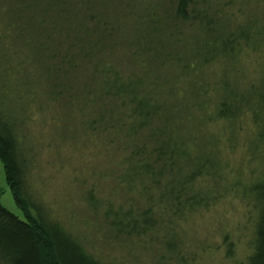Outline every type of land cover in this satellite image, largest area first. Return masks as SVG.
I'll return each mask as SVG.
<instances>
[{
	"label": "rangeland",
	"instance_id": "374dc122",
	"mask_svg": "<svg viewBox=\"0 0 264 264\" xmlns=\"http://www.w3.org/2000/svg\"><path fill=\"white\" fill-rule=\"evenodd\" d=\"M85 1L79 0L75 7L86 10ZM157 1L89 0L86 13L94 18V26L96 24L98 30L103 26V29L112 27L109 30V46L106 45L108 50L100 49L101 41L97 40V47L90 51L87 48L93 42V33H88L91 38H85L76 31L68 33L69 37L67 34V38L63 39L37 25L32 27L26 21L19 27L15 14L7 9L11 1L0 0V134L12 139L13 156L20 168V194L29 204L31 214L42 225L53 227L74 240L102 264H249L248 256L256 240L261 207L252 187L253 183L264 178V77L260 76L264 60V0H194L189 5L188 18L176 14L178 0H161L163 5L157 6L159 10L156 12L153 4ZM216 5L228 12L241 9L225 16L217 30L228 32L237 28L236 22L246 26L251 21L255 29L250 28L249 37L258 50H250L246 46L248 42L241 37L240 54L209 63L210 68L204 76L210 90L201 96L195 94V99L191 101L195 104L202 99L208 108H193L190 104L188 112L198 120L204 111L213 109L215 100L223 98L229 106L235 104V113L226 115V119L217 123L205 124L204 144H207V150L201 154L210 157L212 163L208 162L206 169L199 171L193 180L204 202L201 207L184 210L183 214L179 212L178 217H182L174 225V249L163 246L159 250L135 248L128 252L139 253L129 259L127 247L109 241L111 230L100 218V212L107 209L105 201L112 196L107 193L111 178L104 176L105 170L98 156L101 158L99 150L110 154L108 157L113 172V163H119L123 155L129 154L131 148L128 145L131 142L121 150L122 155L111 153L112 148L107 141L111 138L110 134H114L112 125L119 116L118 109L113 112V122L109 127L91 130L89 127H96L93 120L96 114L92 107L95 102L92 106L86 103L88 97L84 102L80 92L92 83L89 80L93 75L110 78L109 73L103 71L106 67H115L128 73L127 76L130 74V77L149 83L153 78L161 81L181 73L178 67L182 65L178 58L170 63L142 61L148 50L145 46L162 45L164 50L172 51L171 42L179 40L186 44L194 36L193 45H198L196 36L200 37L203 32V13H207L208 9L211 11ZM49 13V18L52 15L59 20L66 18L69 24L76 25L65 9L60 12L59 6ZM158 15L163 17L159 22L161 27L156 18ZM28 16L35 22L41 17L40 10L28 12ZM82 21L88 26L91 24V19ZM55 25L58 26L56 20ZM158 28L161 34L157 31L155 35ZM193 40L187 44L192 45ZM72 43L81 49L83 46L84 51L93 50L94 58L83 55V51ZM64 49L71 55L76 54L72 75L65 73L66 65L60 64L58 55ZM222 71L231 79L227 89L221 88L218 83ZM181 74L188 81L185 88L189 84L190 91H193L190 76L193 79L197 76ZM171 79L177 80L176 77ZM180 85L184 86V83ZM251 86L254 88L249 90ZM195 87L202 88L203 83L196 82ZM233 88L239 92L236 93L238 102L235 103L227 92ZM112 93L110 91L109 95ZM243 98L245 100L241 101ZM103 99L116 103L114 107L118 105L114 98L108 96ZM214 135H221L222 138L217 145L210 142ZM191 146L194 158L199 144ZM194 159L184 170H178L179 178L192 170L197 162ZM116 173L114 170L111 177ZM90 184L95 187V193L102 194V199L94 197L97 203L93 200L89 203L90 199L85 194ZM117 196L121 197V194ZM125 197L122 196L117 205L125 206ZM0 204L20 216L6 184L1 162ZM165 227L166 224L161 226L163 230ZM154 240L157 241V238ZM0 264L8 262L0 259Z\"/></svg>",
	"mask_w": 264,
	"mask_h": 264
},
{
	"label": "trees",
	"instance_id": "16d2710c",
	"mask_svg": "<svg viewBox=\"0 0 264 264\" xmlns=\"http://www.w3.org/2000/svg\"><path fill=\"white\" fill-rule=\"evenodd\" d=\"M9 1L12 4L7 9L15 14L14 17L19 27L26 21L31 23L32 27L37 25L40 29L59 35L63 39L67 38L68 33L74 34L76 31L85 38H91L88 33H93L94 39L91 44L89 43L88 50L91 51L97 47V40L101 41L100 49L107 51L109 48L106 45L109 46V30L112 27L103 29V26L101 30H98L97 25L94 26L96 23L94 18L86 13L88 12L89 0L88 2L85 1L86 10L75 7L79 4V0ZM193 1L178 0L176 14L182 18H188L189 5ZM162 5L161 0L154 2L153 10H159L157 6L162 7ZM55 6L60 7L61 13L62 9H65L69 17L74 18L76 25L69 24L66 18L59 20L55 19L54 15L49 18V12L53 11ZM36 10H40L41 17H38L34 22L30 20L28 12ZM84 10L85 12L80 14ZM240 10L239 8L235 9L234 12H228L216 5L211 11L208 9L207 13H203L201 24V28L204 27L202 28L203 32L199 28L198 30L202 34L200 37L196 36L198 45H193L195 43L194 36L187 41L190 43L193 40L190 46L187 43H181L179 40L171 42L172 51L164 50L162 45L145 46V50H148L147 54L144 55L145 59H142L144 62L156 60L157 62L168 63L169 61L170 63L172 59L178 58L182 65L178 67L181 73H187L186 76L189 73L192 76H197L194 79L190 76L193 91H190L189 84L188 88H185V83L188 81L183 79V75L179 72L173 76H167L168 78L161 81L153 78V80L151 79L152 83H149L138 77H130V74L127 76L128 73L121 72L115 67H106V70L103 69V71H107L110 78L93 75V78L89 80L92 83H89L88 88H84L80 92L84 102L87 101V97L86 103L92 106L95 102V106L92 107L95 109L93 113L96 114V117L93 120H95L96 127H89L91 130H105L109 127L113 122L112 116L118 109L119 116L114 120V126L112 125L114 134H110L111 138L107 141L112 148L111 153H121L125 145L131 142L128 145L131 148L129 154L123 155L119 163H113V172L116 170V176L111 177L113 172L110 167V157H108L110 154L99 150L103 159L98 156L105 170L104 176L106 175L108 179L111 178L107 193L112 196V199L109 198L105 201L107 209L100 212V218L104 221L105 226L111 230L109 241L127 247L128 249L125 250L129 259L136 257L139 253L128 252L135 248L159 250L160 246H163L174 249L175 246L172 241L176 233L174 225H176L178 218L182 217H178L179 212L183 214L184 210L201 207V203L204 202L200 195L201 191L195 188L193 180L199 171L206 169L208 162L212 163L210 157L203 156L205 153L201 154L207 150V144H204V139H206L204 137L205 124L208 122L217 123V121L226 119V115H234L235 104L231 107L223 98H218L215 100L213 109L204 111L198 120L194 119L188 110L191 106L193 108L195 106L208 108L202 99L195 104L191 101L196 96H201L210 90V84L207 77L204 76L205 71L210 68V62L217 61L219 58L220 60L231 59L240 54L239 39L241 37H244L245 41L248 42L246 46L250 50H258L251 44L249 37L250 28L255 29L251 21L246 26L236 22L237 28L228 32L224 31L223 33L217 30L219 22L225 19V16ZM78 15L79 19L77 18ZM87 18L91 19L89 26L82 21ZM156 18L159 24L163 17L158 15ZM55 20L58 21V26L55 25ZM104 23L106 24V22ZM209 23L212 25L209 26ZM158 24H156L157 27ZM159 27H161L160 24ZM157 31L161 34L158 28L155 35ZM172 40L175 39L172 38ZM76 48L83 51V55H87L89 59L94 58L92 56L93 50L92 52L84 51L83 46L81 49L78 45ZM58 57L62 62L60 64L67 67L65 73L72 75L71 70L73 71L76 54L71 55L64 49ZM98 63L104 64L103 62ZM171 65L175 66L173 64L169 66ZM261 70L260 76L264 77V60L261 62ZM98 76L99 80L97 79ZM172 77H176L177 80L173 81ZM219 78L218 83L221 88L227 89L231 79L229 80L228 75L223 71L219 73ZM196 82L203 83V87L196 88ZM181 83H184V86H181ZM96 86L99 87L96 88ZM253 86L249 90L254 88ZM111 88H115V90L113 91ZM183 90L186 92L184 93ZM110 91L113 92L112 95H109ZM227 92L234 103L238 102L236 93L239 92L236 89H229ZM102 94L108 95L111 99L114 98L113 100L116 99L118 101L117 107L113 106L116 103L110 99L106 102V99L103 98L108 96L101 97ZM195 94L196 96H194ZM75 100L78 101L76 96ZM244 100L245 98L241 99V101ZM103 123L105 124L103 125ZM229 126L228 123V128ZM224 128L226 129L227 125ZM115 136L116 138H114ZM219 141H222L221 135H214L210 142H212L211 144H218ZM194 143L199 144V149L194 157L197 162L192 170L188 171V174L185 173L179 178L178 170H184L188 166V162L195 161L191 146ZM202 145H204L203 148ZM0 162L6 184L20 210V216H18L0 204V259H5L8 264H102L74 240L68 239L69 237L64 236L53 227H45L31 214L29 204L20 194V168L13 156L12 139L1 134ZM252 189L256 192L261 207L256 224V240L248 260L249 264H264V178L253 183ZM85 192L90 199L89 203L92 200L98 202L94 197L102 199V194L95 193L93 184ZM119 193L121 197L117 196ZM124 195H126L123 199L125 206L120 207L117 203ZM163 224H166L164 230L161 228ZM154 238H157V241ZM165 254H167L166 251Z\"/></svg>",
	"mask_w": 264,
	"mask_h": 264
}]
</instances>
